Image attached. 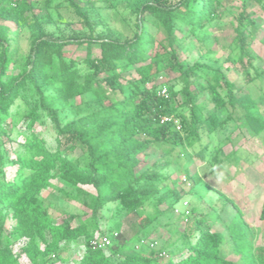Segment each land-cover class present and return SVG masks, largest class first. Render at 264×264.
<instances>
[{"label":"trees","instance_id":"16d2710c","mask_svg":"<svg viewBox=\"0 0 264 264\" xmlns=\"http://www.w3.org/2000/svg\"><path fill=\"white\" fill-rule=\"evenodd\" d=\"M115 1L122 3L134 18L130 38L122 39L112 30L93 37L88 12L78 0H66L67 8L88 29L89 35L72 34L66 38L47 31L56 21L49 13L35 17L34 5L29 0H0V22L12 23L27 33L29 40L27 53L19 55L9 43V28L0 24V132L5 133L3 125L11 116L13 102L27 91L30 98L25 114L27 129L32 130L46 117L58 137H71L87 155L85 163H80L60 151L49 150L42 138L31 134L21 145L22 152L11 162L16 167L12 177L1 169L8 161L0 156V212L10 214L13 220L7 235L0 239V264H64L61 252L80 240L83 252L78 264H264V249L259 252L255 249V233L231 201L236 212L226 227V235L203 229L202 221H196L192 234L180 235L186 254L177 260L170 257L160 262L159 256L152 252L153 243L149 244L148 255L129 246L131 240L144 245L155 233L159 227L157 219L163 213L161 205L175 210L182 203L185 192L177 189L175 181L166 184L161 175L167 167L163 160L170 152L158 146L182 149L186 141L200 137L206 129V118L198 99L204 92L214 112H227L219 124L221 127L232 122L236 128L258 136L264 131V119L256 114L257 104L250 94L236 89L219 69L200 59L193 64L179 59L178 48L184 38L196 37L201 44L212 36L210 30L217 27L223 13L217 0ZM248 21L254 22L240 13L233 27L232 43L238 47L240 58L249 54L244 23ZM83 44L87 46L83 61L86 68L80 74L72 60L64 59L63 52L66 47ZM94 44L99 48L97 58L91 56L90 47ZM15 57L17 73L12 74L9 71ZM126 71L135 72L138 78L124 85L119 79L121 72ZM160 72L177 74L181 88L178 91L172 85L148 88ZM101 74L110 75L100 79ZM256 76L260 77L261 72ZM101 83L115 94V101H110ZM162 87L166 96L159 94ZM220 89L225 90L224 96ZM76 98L94 101L100 107L63 124L60 112L70 108ZM105 102L110 103L104 105ZM179 107L189 108V113L179 114ZM209 121L212 127L216 125L214 119ZM155 152L161 156L149 161ZM213 161L219 163L217 156ZM55 179L74 191L73 195H63L79 202L86 210L83 215H63L56 222L48 214L41 194ZM83 186H91L96 193L85 191ZM103 186H109L110 193L101 195ZM219 198L229 202L222 194ZM113 202L126 215L138 216L133 237L113 251L115 259L92 245L103 237L99 225L101 211ZM146 207L151 208V213L143 212ZM187 211L186 217L184 210L179 213L185 222L193 209L187 207ZM260 219L264 220V208ZM20 241L23 245L14 251V245ZM225 241L231 244V253L238 258L236 263L222 257L221 245Z\"/></svg>","mask_w":264,"mask_h":264},{"label":"rangeland","instance_id":"374dc122","mask_svg":"<svg viewBox=\"0 0 264 264\" xmlns=\"http://www.w3.org/2000/svg\"><path fill=\"white\" fill-rule=\"evenodd\" d=\"M29 1L34 5L35 17L49 13L56 21L54 25L47 27L49 33L65 38L72 34L89 35L88 29L67 8L66 0H49L48 4L46 0ZM217 1L223 13L218 19L217 27L210 30L212 36L201 44L196 37L184 38L181 47L178 48L179 59L187 64H193L200 59L213 68L219 69L236 89H243L250 94L257 104L256 114L264 119V102H260L264 99V1L261 3L250 0ZM78 2L88 12L94 30L93 37L103 35L108 30L116 31L122 39L132 36L134 18L124 9L122 3L115 0L107 2L78 0ZM240 13L254 21L253 23L244 22L247 26L249 54L243 58H240L238 47L232 43L233 27L237 25ZM59 21L64 22L59 23ZM0 24L9 28L11 48L19 55L26 54L29 49L27 33L21 32L12 23L0 22ZM226 44L229 46L226 47ZM90 51L92 58H97L98 46L92 45ZM86 53L87 46L83 44L79 47H66L63 57L67 61L72 60L80 70V74H84L86 66L83 61ZM11 66L9 73L16 74V57L15 63ZM260 72L261 76L257 77L256 74ZM108 75L110 74H101L100 79ZM176 77L175 73L160 72L147 87L156 89L160 86L172 85L178 91L182 85ZM137 78L133 71L121 72L119 82L125 85ZM101 84L105 90L108 89L105 83ZM107 91L110 101H115V94L110 90ZM220 92L223 96L225 95V90L220 89ZM198 102L202 105V114L206 118V129L201 131L200 137L189 139L182 149L172 148L171 145L165 144L158 146L170 152L163 160L167 167L161 171V175L166 184L175 181L177 189L185 192L182 203L176 206L177 211L173 210L174 208H167L166 204L159 207L163 211L157 219L159 227L144 245H137L133 240L130 241L137 229L138 216L136 214L126 215L117 202L106 204L101 211L99 225L102 236L110 239V245L103 249L110 258L115 259L113 251L130 241V247L146 255L150 252L149 244L153 243L152 252L157 257L159 256L160 262L170 257L177 260L178 257L186 254L185 242L180 235L183 232L192 234L196 221H202L201 228L203 229L219 231L226 235V227L236 212L230 201L239 209L250 206L248 220L251 223L250 227L255 231V249L258 252L264 249V220L260 219L264 208V131L258 136H253L243 128H236L232 122L221 127L219 124L224 120L227 112L224 110L214 112V106L206 92L199 97ZM109 103L105 102L104 105ZM29 104V93L23 91L10 108L11 116L3 125L5 133L0 132V156L8 161L1 168L6 176H13L16 167L11 162L18 153L22 152L21 145L31 134L42 138L49 150L60 151L65 156L85 163L87 155L83 147L73 142L69 136L58 137L48 118H41L32 130L27 129L25 114ZM99 107L100 104L94 101L76 98L72 100L70 108L60 112V118L65 124ZM177 111L179 114L187 115L189 108L179 107ZM210 119L216 121L214 127L209 123ZM159 156L161 153L155 152L149 161L156 160ZM214 156H217L218 164L213 161ZM192 175H195L194 179ZM186 177L189 179L187 180ZM102 188L101 195L110 193L109 186ZM82 189L92 194L96 193L91 186H83ZM63 193L73 195L74 191L55 179L51 182V186L41 194L48 214L56 222H59L63 215H83L86 212L79 202ZM220 194L229 202H223L219 198ZM187 207L193 209V212L185 222L179 213ZM143 212L151 213V208L146 207ZM1 221H3L0 227V239L2 240L13 226V220L10 214L5 216L1 211ZM76 224L77 221L74 222V225ZM23 243V241L16 243L13 250L16 251ZM190 243H194V238L190 240ZM82 245L83 242L80 240L64 248L60 254L65 261L64 264H78V259L83 252ZM221 255L235 263L238 260L237 256L231 253V244L227 241L221 245Z\"/></svg>","mask_w":264,"mask_h":264},{"label":"built area","instance_id":"2783aa9c","mask_svg":"<svg viewBox=\"0 0 264 264\" xmlns=\"http://www.w3.org/2000/svg\"><path fill=\"white\" fill-rule=\"evenodd\" d=\"M159 94L166 96V94H167L166 89L164 87H162ZM166 120H167V118H162V121H166ZM175 211H177V210H175ZM187 215H188V211H187V209H185L184 210V216L186 217ZM92 245L94 248L104 249L110 245V239L107 236H103L99 240L94 241L92 243ZM151 247H153V246L151 245Z\"/></svg>","mask_w":264,"mask_h":264},{"label":"crops","instance_id":"0c3cea01","mask_svg":"<svg viewBox=\"0 0 264 264\" xmlns=\"http://www.w3.org/2000/svg\"><path fill=\"white\" fill-rule=\"evenodd\" d=\"M249 207H250V206H249ZM249 207H248V208H242V209H240V210L242 211V213H243V215H244V219H245V221L249 224V226H251V223H250L249 220H248ZM251 228H252V227H251ZM253 231H254V229H253ZM254 233H255V231H254ZM254 247H255V245H254Z\"/></svg>","mask_w":264,"mask_h":264}]
</instances>
